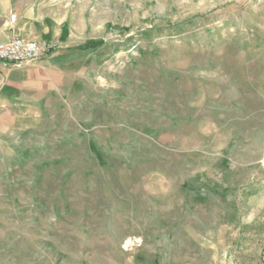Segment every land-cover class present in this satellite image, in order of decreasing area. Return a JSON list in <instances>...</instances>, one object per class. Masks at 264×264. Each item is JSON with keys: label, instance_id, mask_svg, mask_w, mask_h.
I'll use <instances>...</instances> for the list:
<instances>
[{"label": "rangeland", "instance_id": "obj_1", "mask_svg": "<svg viewBox=\"0 0 264 264\" xmlns=\"http://www.w3.org/2000/svg\"><path fill=\"white\" fill-rule=\"evenodd\" d=\"M7 4L54 52L0 104V264H264V0Z\"/></svg>", "mask_w": 264, "mask_h": 264}, {"label": "crops", "instance_id": "obj_2", "mask_svg": "<svg viewBox=\"0 0 264 264\" xmlns=\"http://www.w3.org/2000/svg\"><path fill=\"white\" fill-rule=\"evenodd\" d=\"M8 10L7 0H0V40H7L14 34L33 39L35 34L24 27L25 23L22 19L17 15L14 21L8 19L6 14ZM52 54H48L33 66L23 69H4L0 67V91L8 98L6 101L0 100V104L10 105L12 98L27 97L37 90L46 75L42 72L45 69L42 67L45 66L43 62Z\"/></svg>", "mask_w": 264, "mask_h": 264}, {"label": "built area", "instance_id": "obj_3", "mask_svg": "<svg viewBox=\"0 0 264 264\" xmlns=\"http://www.w3.org/2000/svg\"><path fill=\"white\" fill-rule=\"evenodd\" d=\"M16 15L11 16L14 21ZM53 46L46 42L24 38L18 34L7 40H0V67L4 69H23L33 66L48 54H52Z\"/></svg>", "mask_w": 264, "mask_h": 264}, {"label": "trees", "instance_id": "obj_4", "mask_svg": "<svg viewBox=\"0 0 264 264\" xmlns=\"http://www.w3.org/2000/svg\"><path fill=\"white\" fill-rule=\"evenodd\" d=\"M102 45H103L102 39H89L83 42L82 44L78 45V50L80 51L96 50ZM51 52H54V50H52Z\"/></svg>", "mask_w": 264, "mask_h": 264}]
</instances>
